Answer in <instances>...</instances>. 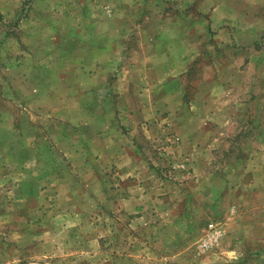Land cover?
<instances>
[{
  "label": "rangeland",
  "instance_id": "374dc122",
  "mask_svg": "<svg viewBox=\"0 0 264 264\" xmlns=\"http://www.w3.org/2000/svg\"><path fill=\"white\" fill-rule=\"evenodd\" d=\"M259 4L262 5V2L259 1ZM261 5H252L248 9L245 7L244 13L240 15V28L225 27L227 39L229 35H233L248 41V35L255 36L259 45L257 49L264 51V6ZM173 6L171 0H0V74L10 69V64L1 61L14 57L16 63L11 72H15L22 57L36 53L35 44L49 40L50 45L61 46L63 41L58 40L59 37H62V33L65 37L71 35L73 28L79 29L88 38L104 26L114 28V32L122 27L123 34H127L128 40H132V30L141 23L140 16L147 19L151 14L153 17L166 14ZM251 17H255L258 31L249 34L246 21ZM233 20L234 17L232 22ZM211 32L212 35L217 34L220 32L219 27ZM83 38L77 36L75 40ZM237 50L248 52L243 48ZM239 53L242 55L227 45L225 54L217 59L213 58L214 63L227 70L219 75L220 80L234 78L237 82H245L242 88H233L232 79L229 81L230 102L244 101L251 95L255 97V93L246 86L247 75L238 78L228 71L233 66L247 69L253 65L251 59ZM207 62L212 60L199 61L197 65ZM256 65L264 67V60L258 57ZM212 72L213 69L203 74L199 72L193 78L187 77L185 83L182 82L183 104H188L195 97L200 98L194 85L197 80H211ZM257 77L258 84H263V75L258 72ZM111 80H106V84L98 88L95 97L92 95L96 107L87 112V115L92 114V118L97 116L101 124L93 126L92 133L88 126L85 132L89 135H78V125L75 122L80 116L73 117V122L64 125L66 121L63 122L55 115L47 116L38 99L33 101L34 109H29L31 105L27 108L26 91L15 94L12 89L11 92L7 90L9 81L5 79L0 83L1 88L6 90L1 92L0 98L5 101L3 104L9 108L12 104L15 108L14 131L18 133L17 140L20 138L17 149L20 150L22 145L25 146L23 150L28 147V151L34 154L46 153L49 149L53 156L52 165H55L47 176H31L38 180L37 184L42 188L36 192V200L27 203L29 208L22 206L15 211L17 204H13V201L17 197H27L24 185L20 182L26 175L17 168L21 165L20 161L11 162L5 156L0 159V204H3L0 212H9L6 217L0 216V231H9L15 227V224L6 222L12 221L11 217L20 212L39 218L37 229L45 230L49 226L43 223L44 216L52 219L76 210L84 216L78 224V233L82 237L80 244L84 245L81 264L229 262L225 260L237 256V252H224L226 243H240L238 245L241 248L243 238L237 240L228 229L248 228L253 226L254 220L247 213L242 216L233 215L231 218L228 215L219 216L215 212L217 206L213 208L210 203L205 202L204 188L194 186L196 177L193 174L192 161L189 160L182 141L175 134V127L179 125L168 122L166 113L161 115V122H144L143 126L140 124L135 130L131 125L126 127L120 124L122 109L116 103L124 100L126 96L122 93L121 86L112 87ZM263 93L262 85L256 90L254 105L262 104ZM215 94L219 95L220 90H216ZM134 96L135 94L131 95L132 98ZM145 96L146 100L152 99L149 92ZM73 97L70 95L71 99ZM93 99L88 96L85 101L89 103ZM149 101H146L148 110L151 108ZM47 103H55L54 98L51 96ZM234 110L233 108L231 115ZM246 112L247 110L238 111L236 114L246 117ZM147 115L149 114L146 113ZM27 116L29 119H26ZM48 121L49 124H46ZM61 130L65 140L62 139ZM217 131L218 139H213L216 141L211 144L212 156H207L210 167H205L201 172L212 170L214 166L218 174H222L225 161L233 157L232 154H226L225 148L234 144L238 132L246 131L251 135L255 132L249 125L232 121L220 124ZM6 132H9V127ZM37 134L41 139L37 138ZM6 152L3 151L5 155ZM88 152L92 153L91 156ZM25 164L32 171L35 170V173H39L35 160L29 159ZM75 183L78 186L71 191L69 184ZM72 193L79 197L75 204L71 201ZM209 223H213L219 231L218 240L212 243L208 240ZM53 225L58 232V241H63L68 236L63 228L67 223L60 221V224ZM222 227L226 230L223 236ZM4 241L3 246L11 245L9 240ZM73 241L75 242L71 243L75 245V237ZM246 242L245 240L244 243ZM247 252L250 256L253 255L252 250L246 251L245 257Z\"/></svg>",
  "mask_w": 264,
  "mask_h": 264
},
{
  "label": "crops",
  "instance_id": "0c3cea01",
  "mask_svg": "<svg viewBox=\"0 0 264 264\" xmlns=\"http://www.w3.org/2000/svg\"><path fill=\"white\" fill-rule=\"evenodd\" d=\"M171 2L174 6L166 14L154 17L151 14L147 19L140 16L141 23L132 30L134 34L132 40H128L127 34H123L122 27L114 32V28L104 26L88 38L77 28L71 29V35L66 37L62 33L58 40L62 39L63 42L58 47L50 45L49 40L35 44L36 53L22 57V62L15 72H11L16 63L14 57L1 61L10 64V69L0 74V83L5 79L9 81L7 90L11 92L12 89L15 94L26 91L27 108L31 105L29 109H34L33 101L38 99L47 116L55 115L63 122L66 121L64 125L73 122V117L80 116L75 122L78 125V135L87 133L85 131L88 126L91 132L93 126L101 124L96 115L92 118V114L87 115V112L96 107L92 95L95 97L98 88L109 79H112V87L121 86L122 93L126 96L124 100L116 103V106L122 109L120 124L126 127L131 125L135 130L140 124L143 126L144 122L151 124L161 122V115L166 113L165 118L169 120L168 122L179 125L175 127V134L182 141L184 150L192 161L191 166L196 177L194 186L204 188L205 202L210 203L213 208L217 206L215 212L219 216L228 215L231 218L233 215L242 216L247 213L250 219L254 220L253 226L248 228L228 229L237 240L243 238V244L240 248L238 245L240 243H226L224 252L234 251L237 252V256H234L235 258L232 256L230 260H225L229 262L223 264L249 262L264 264V97L261 105L253 104V100L257 98L256 90L262 85L264 89V83L257 82L258 72L264 78V67L256 65L258 57L264 60V51L257 49L259 45L255 36L248 35V41H244L243 38L240 40V37L233 35H229L227 39L224 31L228 27L240 28V15L244 13L243 9L245 7L248 9L252 5L264 6V0H171ZM246 24L249 34L257 33L255 17L249 18ZM218 27L220 32L212 35L211 31H216ZM77 36L84 38L75 40ZM227 45L234 48L239 55H242L239 53L241 52L251 59L253 65L247 69L233 66L228 71L238 78L247 75L246 86L249 91L255 93V97L251 95L244 101L230 102L229 81L232 79L233 88H242L245 82H237L234 78L219 79V75L227 70L221 69V66L213 62V58L217 59L225 54ZM239 48L248 52L237 50ZM209 59L212 62L197 65L199 61ZM212 69L211 80H197L194 85L200 98L195 97L188 104H183L182 82L185 83L187 77L190 79L199 72L203 74ZM2 90L6 91L0 84V97ZM216 90H220L219 95L215 94ZM147 92L152 95L150 101L146 100ZM133 94L134 98L131 97ZM70 95L74 96L73 99ZM51 96L55 100L52 105L47 103ZM88 96L93 101L87 103L85 99ZM146 101L150 102V110ZM3 103L5 104V101L0 98V159L5 156L11 162L20 161L21 165L17 168L26 175L20 182L24 185L27 197H17V200L13 201V204H17L15 208L17 211L22 206L29 208L27 203L36 200L38 194L36 192L42 188L38 186V180L31 176H47L51 174L55 165H52L53 156L49 149L46 153L39 154L29 152L27 146L25 150H23L25 146L22 145L20 150L17 149L20 138L17 140L18 133L14 131L15 108L12 104L9 108ZM233 108L234 114L231 115ZM245 110L247 118L236 114ZM146 113L149 115L146 116ZM87 116L89 118H86ZM26 119H29V116ZM230 121L249 125L255 131L254 135L250 132L249 135L246 131L237 133L234 144L225 148L226 154H232L233 157L225 161L222 174H218L214 166L212 170L201 172L205 167H210L207 156H212L211 144L216 141L213 139H218L217 127ZM46 124H49V121ZM8 127L9 132H6ZM61 136L65 140L62 130ZM37 138L41 139L38 134ZM3 151H7L6 155ZM88 153L91 156L92 153ZM29 159L35 160L39 173H35V170L32 171L25 164ZM69 186L72 191L78 185L75 183ZM71 195L73 204L79 201L76 193ZM8 213L1 211L0 216L6 217ZM82 217L83 214H78L76 210L52 219L44 216L43 223L49 226V229L45 230L37 229L39 218L33 215H24L20 212L11 217L12 221L6 223L15 224V227L9 231H0V264H81L84 245L80 244L82 237L78 233V224ZM60 221L67 223L63 228L68 236L59 242L58 232L53 223L60 224ZM221 230L223 236L226 230L223 227ZM74 237L77 240L75 245L72 244L75 242ZM4 239L11 242L9 247L2 245L5 243ZM243 240L247 242L244 243ZM250 250L253 251V255L250 256L247 252L245 257L244 253Z\"/></svg>",
  "mask_w": 264,
  "mask_h": 264
},
{
  "label": "built area",
  "instance_id": "2783aa9c",
  "mask_svg": "<svg viewBox=\"0 0 264 264\" xmlns=\"http://www.w3.org/2000/svg\"><path fill=\"white\" fill-rule=\"evenodd\" d=\"M208 236H209L208 240L210 243L218 240L219 231L213 223L208 224Z\"/></svg>",
  "mask_w": 264,
  "mask_h": 264
}]
</instances>
